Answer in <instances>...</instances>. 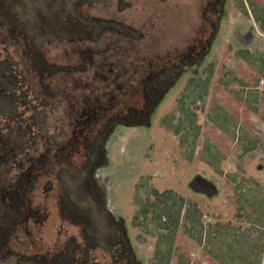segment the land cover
I'll list each match as a JSON object with an SVG mask.
<instances>
[{
	"label": "rangeland",
	"instance_id": "1",
	"mask_svg": "<svg viewBox=\"0 0 264 264\" xmlns=\"http://www.w3.org/2000/svg\"><path fill=\"white\" fill-rule=\"evenodd\" d=\"M73 1L69 0L67 4L70 6ZM244 1L249 8V0ZM252 1L264 8V0ZM0 4L3 14L0 19L15 18V14L23 23L26 17L23 24L29 36L40 29L38 22L41 19L37 13L46 10L41 0H0ZM50 12L56 19L54 11ZM55 19L51 24L57 22ZM29 22L34 25L30 26ZM134 24L142 32L143 39L139 42L128 39L127 44L138 48L141 59L158 69L148 74L123 75L125 88L110 93L105 81L92 85V98L107 99L112 94L116 104L103 119L93 122L91 187L80 195L81 198L70 199L61 207L63 215L57 226L66 234L62 246L66 239L74 236L83 242L78 245L73 241L62 248L61 254L65 253L62 259H91V264L151 263L156 238L133 224L137 209L134 202L136 184L142 176H151L158 190L173 189L186 200L196 203L203 213L204 223L221 222L246 227L248 224L236 216L238 204L233 182L200 160L206 140L226 157L221 163L225 172L243 171L264 187V148L242 156L239 143L208 118L210 109L220 105L243 130L264 143L263 104H260V111L254 113L219 83L230 71L247 83V89L255 88L260 74L235 56L241 47H259L264 52V32L253 16H246L236 0H215L213 7L204 12L193 8L186 12L177 11L169 17L151 16V12H147ZM211 64L214 65V74L206 102H199L194 109L201 133L193 159L188 161L180 151L179 136L167 129L162 119L170 113L179 116L177 98L186 80L201 74ZM136 83H139L138 90L132 87ZM230 87L234 90L242 88L237 83ZM258 88L264 90V80ZM89 196L91 200L86 199ZM88 206L91 207V222L85 224L90 227L84 234L83 225L77 220L88 221L82 209H88ZM76 247H80L83 253L75 252ZM179 253L194 264H221L182 230L176 236L175 254L170 264L177 263Z\"/></svg>",
	"mask_w": 264,
	"mask_h": 264
},
{
	"label": "flooded vegetation",
	"instance_id": "2",
	"mask_svg": "<svg viewBox=\"0 0 264 264\" xmlns=\"http://www.w3.org/2000/svg\"><path fill=\"white\" fill-rule=\"evenodd\" d=\"M68 1L41 0L46 10L37 13L40 29L31 36L26 17L23 23L15 14L0 19V264H91L61 258L67 244L83 242L74 236L62 246L66 234L57 226L62 205L91 187L93 122L116 104L112 94L92 98L91 87L105 81L110 93L121 90L123 75L158 69L127 44L143 39L134 22L147 12L169 17L193 8L204 12L215 3L74 0L69 6ZM82 209L88 221L77 222L85 234L91 207Z\"/></svg>",
	"mask_w": 264,
	"mask_h": 264
},
{
	"label": "trees",
	"instance_id": "3",
	"mask_svg": "<svg viewBox=\"0 0 264 264\" xmlns=\"http://www.w3.org/2000/svg\"><path fill=\"white\" fill-rule=\"evenodd\" d=\"M246 16H253L260 30L264 32V8L249 0H236ZM235 56L251 65L259 74L255 88L247 89V83L228 71L219 83L230 90L254 113L264 106V90L259 83L264 80V52L259 48L241 47ZM214 65L211 64L201 74L186 80L182 93L177 98L176 111L179 116L166 115L163 125L179 136V147L188 161H192L196 151L201 127L194 111L198 103L205 104L209 84L213 78ZM237 83L238 90L231 89ZM209 120L225 134L236 140L242 156L264 148V143L254 135L248 134L236 119L220 105H214L208 113ZM264 119V113H263ZM226 157L209 140H206L200 160L210 166L217 174L233 182L238 204L237 218L248 225L235 226L231 223H204L203 213L196 203L185 199L173 189L158 190L151 176H142L136 184L135 204L137 209L133 224L155 237V249L150 264H170L175 254V240L180 230L189 238L196 240L209 254L221 264H262L264 258V187L243 171L225 172L221 166ZM176 264H194L183 253L177 255Z\"/></svg>",
	"mask_w": 264,
	"mask_h": 264
}]
</instances>
